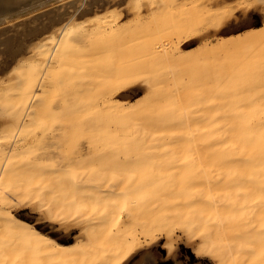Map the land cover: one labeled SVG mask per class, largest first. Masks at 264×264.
I'll return each mask as SVG.
<instances>
[{
    "label": "bare ground",
    "instance_id": "6f19581e",
    "mask_svg": "<svg viewBox=\"0 0 264 264\" xmlns=\"http://www.w3.org/2000/svg\"><path fill=\"white\" fill-rule=\"evenodd\" d=\"M48 1L0 0V23ZM105 2L90 0L77 13L53 7L22 18L14 27L0 28V264H33V259L34 264H123L138 244V229L155 239L157 232L170 235L174 228L196 240L197 253L216 258L217 264H264V35L254 31L236 43L225 38L222 59L213 58L203 71L182 75V66L192 62L193 53L181 46L201 31L209 27L217 31L226 23L215 10L204 14L210 10L204 6L193 21L146 30L144 40L124 51L127 63L102 69L103 55L115 54L113 49L128 30L136 32L118 23L120 8ZM156 2L132 0L129 6L139 20L152 15ZM82 14L87 15L81 19ZM101 38L115 45L105 46ZM84 50L92 55L68 62L71 54ZM158 58L167 61L164 75L144 63ZM70 70L82 74L69 95L92 87L87 77L92 71L97 92H104L96 99L108 101L110 112L133 116V131H128L133 135V169L122 174L87 173L94 181L75 183L63 213L40 210L63 228L79 225L83 243L59 239L14 208L28 190H22L20 178L13 181L17 161L31 166L46 157L69 160L106 149L78 145L66 152L60 141L65 123L47 129L35 117L52 74ZM4 73L17 80L14 90L2 83ZM136 82L146 91L132 105L124 90ZM95 118L98 123L100 116ZM25 193L32 195L31 190ZM35 200L32 196L31 203ZM169 251L171 255L175 250ZM156 256L146 254L145 264Z\"/></svg>",
    "mask_w": 264,
    "mask_h": 264
},
{
    "label": "rangeland",
    "instance_id": "374dc122",
    "mask_svg": "<svg viewBox=\"0 0 264 264\" xmlns=\"http://www.w3.org/2000/svg\"><path fill=\"white\" fill-rule=\"evenodd\" d=\"M89 1L90 0H50L27 13L15 17L13 16L12 18L10 17L8 20L0 23V28L14 27L15 23H19V20L21 21L22 18L25 19L27 16L35 13L48 12L53 7L57 8V10L58 8L59 10L67 9V12L69 13H77L81 8L88 6ZM105 1L106 5H109L110 8L115 7L121 9V16L119 17L118 23L123 24L125 29L133 28L136 32L128 30L125 34L126 36L122 40V44L115 49L116 52L114 49L113 52L112 49H110V51L117 54V56L115 54H110L109 56L103 55L101 59L102 69L106 68L105 65L110 63H127L129 59H127L125 54H123L125 53L124 51L131 44L134 46L144 40L146 30H152L155 26L172 29L173 26L178 27L179 23L193 21L198 17V15H200L198 9L202 10L204 6H207V9H210L208 11L205 9L207 12L204 14H208L215 10L217 14L223 15L226 23L223 24L221 29L217 31L212 27L201 31L200 33L202 34L198 33V35L187 40L185 45L181 46L182 51H190L193 53L192 62L186 66H182V75L189 73L195 74V72H198V69L199 72L203 71L206 67L210 66L213 58L219 60L222 59L224 54L222 48L224 45L223 39L225 38L232 39L233 42L236 43L241 41L244 36L249 38L255 35L254 31H260L264 35V0H157L155 10L150 17L148 16L149 18L147 17L148 21L146 17L137 20V17L134 14V9L131 7L132 5L129 6V3H131L132 0ZM61 7H63V9H61ZM65 12L66 11H64V13ZM44 14L42 13L43 16ZM86 15L87 14H82L79 18L82 19ZM18 23L16 26H19ZM11 32L12 30L8 33ZM111 37L113 40L115 39V37ZM113 40H110L109 38H101L100 43H104L105 46H112L115 45V41ZM86 50H84V52ZM91 55L92 54H90L89 50L81 54H71V58L68 62L71 63L75 60L80 61L81 59H85ZM170 61L175 64L174 59H171ZM166 62L167 61L164 58H158L154 61H144L145 64L150 65L156 70H160L163 75L167 69L165 66ZM162 65H164V67ZM81 74V72L77 73L72 70L61 72L55 71L50 79V88L45 95V101L41 108L38 109L35 117L37 121H39L40 126L43 128L46 127L47 129L53 125L65 123L63 130L64 134L62 135L60 141L63 144L61 147L63 149L65 148L64 151L66 152L67 150H75L80 145L90 146L92 144L97 145L98 147L105 145L106 149H99L95 156L83 154L80 157L69 158V160H65L64 158L59 159V157L55 156L49 157L50 159L46 157L44 159L33 161L30 163L31 166L21 160L22 163L21 161H17L16 165L12 167V169L14 168L12 170V176L13 174L18 173L17 176L15 175L16 177H13L16 178L15 180L12 178L13 181H15L14 183L18 182L16 180L19 178H25H23V180L19 179V181L24 185L22 189V185L20 184V189L24 190L26 187L28 188V190H24L23 195H26L25 191H32L31 196L28 194L26 195L27 197L22 196L23 198L19 199L20 201L18 205L14 207L16 208L15 211H17L20 216H24L25 218L35 222L40 228H43L51 234L59 237V239L61 238V240L65 242H72L75 240L78 243H83L85 240V235L79 231V225H73V228L70 227L68 229L66 226L63 228V226H61V224L57 221L53 220L51 222L41 211L47 213L50 211L49 208H52L51 212L55 211V213H63V206L67 204L65 199L69 193L74 191L73 187H75V183L79 181H94L95 177L91 175L86 176L87 173L102 172L106 175L117 173L122 174L130 169H133V135L128 133V131H133V123H131L133 116L127 117L124 114L110 112L108 110V101L96 99V95L102 93L103 89L97 92L98 88L93 79L92 71L87 73V77L91 79L90 83L92 87L83 88L78 90L76 93L69 95L72 86L76 85V83L80 80ZM10 76L11 74L4 73V81L2 83L4 85L10 84L12 90H14L17 80L13 79V76ZM262 77H264V75H262ZM262 84L264 85V80ZM128 88L129 89L124 90V92L127 93L125 97L132 105L133 101L141 98L146 91L145 85L141 82H136ZM36 90H39V88L37 87ZM7 92L9 93L10 89H7ZM103 94L104 92L102 95ZM115 98V96L111 97V101L115 100ZM67 99L69 100L66 101ZM96 116H100L98 123L96 122ZM127 119L129 120L128 123L126 122ZM1 121L2 118H0V122ZM33 125L35 124H32V126ZM121 126H123L125 130H121ZM123 131H125V133ZM20 163L21 166L19 168ZM27 164L28 167H26ZM23 166H25L24 169ZM30 169L32 170L27 171ZM23 170H26L27 172H21ZM26 178H28V180H26ZM25 180L27 181L26 183ZM38 180H40L39 183L37 182ZM29 181L30 183H28ZM51 182H53V184ZM25 184L28 185L25 186ZM29 184H31V187H29ZM38 184L46 185L41 187V189L46 188L41 190L39 187L40 185L38 186ZM34 190L37 193L38 191L41 192V194H37ZM45 190L49 192H45L46 195L44 194ZM33 192L36 193V197ZM5 193L9 196V198L10 196L12 197L10 193ZM54 193L56 194L54 195ZM32 196L33 200L36 199L33 203H31ZM40 198H42L43 203L45 202L44 206L41 203V200H39ZM10 199L13 202H17L14 197ZM34 203L37 205L35 206ZM31 215L32 217L29 218ZM63 223L67 224L68 222L64 221ZM136 236L138 244L133 252L126 257L123 264H127L129 257H131V255H133V253H135L138 249L156 245V247L159 248V250H156L158 254H160L161 250V252L164 253L163 259L167 258V260L162 261L159 264H170V253H168V250L177 251V256L181 259L187 258L188 260L185 264H193L194 259H204L209 262L208 264H217L216 258L197 253V241L186 238L185 234L178 228H174L170 235L165 232H157L155 239H150L148 236H145L139 229L136 232ZM20 251L23 252L22 250ZM22 254L24 255V252ZM1 262L3 263V260ZM32 262L34 264L35 260L33 259Z\"/></svg>",
    "mask_w": 264,
    "mask_h": 264
},
{
    "label": "water",
    "instance_id": "95a60500",
    "mask_svg": "<svg viewBox=\"0 0 264 264\" xmlns=\"http://www.w3.org/2000/svg\"><path fill=\"white\" fill-rule=\"evenodd\" d=\"M32 217V215L30 216V218ZM156 250H159L158 247L156 246H149L143 249L138 250L135 254H133L132 257H130L127 261V264H145V255L148 254L149 252H153L156 253ZM157 256L152 259L150 261V264H159L162 261L167 260V258H164V253L161 252L160 250V254L156 253ZM169 260H170V264H178V263H182L185 264V262H187V258H179L177 256L176 251H174L173 253H171V255L169 256ZM209 262L207 260L204 259H194L193 264H208Z\"/></svg>",
    "mask_w": 264,
    "mask_h": 264
}]
</instances>
